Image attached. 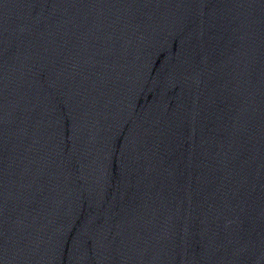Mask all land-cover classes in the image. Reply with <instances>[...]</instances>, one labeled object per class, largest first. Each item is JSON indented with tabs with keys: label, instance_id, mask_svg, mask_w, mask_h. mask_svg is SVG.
Masks as SVG:
<instances>
[{
	"label": "water",
	"instance_id": "obj_1",
	"mask_svg": "<svg viewBox=\"0 0 264 264\" xmlns=\"http://www.w3.org/2000/svg\"><path fill=\"white\" fill-rule=\"evenodd\" d=\"M0 264H264V0H0Z\"/></svg>",
	"mask_w": 264,
	"mask_h": 264
}]
</instances>
